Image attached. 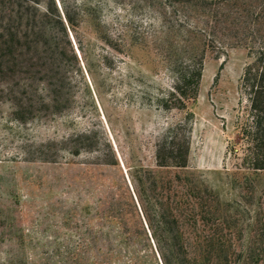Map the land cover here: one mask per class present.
Here are the masks:
<instances>
[{
    "label": "trees",
    "instance_id": "1",
    "mask_svg": "<svg viewBox=\"0 0 264 264\" xmlns=\"http://www.w3.org/2000/svg\"><path fill=\"white\" fill-rule=\"evenodd\" d=\"M117 2L145 4L168 25L164 56L176 79L155 99L165 110L184 111L197 103L208 54L221 58L232 48L248 50L251 61L241 80L246 104L229 153L237 172L263 171L264 0H0V100L12 104L14 119L26 123L71 108L70 74L79 57L88 55L85 18L95 21L99 39L110 46L108 22L100 13L103 5ZM117 36L116 50L124 53L125 39ZM222 69L223 64L214 83ZM190 135L183 122L174 126L158 144V167L187 169ZM82 138L68 141L74 155L92 145ZM35 155L30 159L40 157ZM46 155L50 161L57 154ZM133 180L124 200L67 208L66 231L47 236L53 247L40 264H52L51 258L56 264H264L261 214L247 223L236 217L226 222L209 198L201 199L189 176L168 179L141 167ZM20 262L28 264V258ZM5 264L16 262L8 258Z\"/></svg>",
    "mask_w": 264,
    "mask_h": 264
},
{
    "label": "rangeland",
    "instance_id": "2",
    "mask_svg": "<svg viewBox=\"0 0 264 264\" xmlns=\"http://www.w3.org/2000/svg\"><path fill=\"white\" fill-rule=\"evenodd\" d=\"M103 7L111 45L99 39L95 21L85 18L88 55L79 57L70 74L71 108L22 123L14 119L12 104L0 100V264L8 258L21 264L23 255L28 264H40L53 247L47 236L66 231L67 208L124 200L141 167L168 179L189 176L201 199L209 198L230 224L235 217L241 223L264 218V170L237 172L229 153L246 104L241 80L251 61L248 50L232 48L221 58L208 54L197 103L184 111L165 110L155 99L176 79L164 56L167 23L145 4ZM119 33L124 53L116 50ZM180 122L191 130L189 167L160 168L158 144ZM82 136L92 145L74 155L70 139ZM32 154L40 157L30 159Z\"/></svg>",
    "mask_w": 264,
    "mask_h": 264
}]
</instances>
